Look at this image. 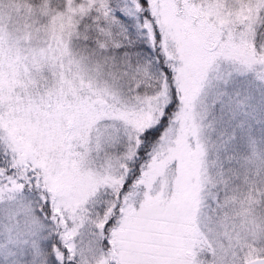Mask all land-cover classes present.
I'll use <instances>...</instances> for the list:
<instances>
[{
    "label": "snow or ice",
    "instance_id": "6c2138e0",
    "mask_svg": "<svg viewBox=\"0 0 264 264\" xmlns=\"http://www.w3.org/2000/svg\"><path fill=\"white\" fill-rule=\"evenodd\" d=\"M0 264H264V0H0Z\"/></svg>",
    "mask_w": 264,
    "mask_h": 264
}]
</instances>
